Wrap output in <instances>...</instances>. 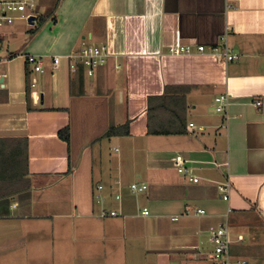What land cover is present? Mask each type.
<instances>
[{"label": "crops", "instance_id": "1", "mask_svg": "<svg viewBox=\"0 0 264 264\" xmlns=\"http://www.w3.org/2000/svg\"><path fill=\"white\" fill-rule=\"evenodd\" d=\"M35 1L38 18L50 14L35 34L23 20L0 32V153L27 167L0 177V264H65L60 254L117 238L145 239L157 264H212L209 230L221 224L233 260L264 264V0ZM83 42L108 48L94 78L65 58L53 70ZM223 44L235 60L210 52ZM126 123L128 136L105 137ZM133 183L148 190L133 195Z\"/></svg>", "mask_w": 264, "mask_h": 264}, {"label": "built area", "instance_id": "2", "mask_svg": "<svg viewBox=\"0 0 264 264\" xmlns=\"http://www.w3.org/2000/svg\"><path fill=\"white\" fill-rule=\"evenodd\" d=\"M31 17H35V19L39 17L37 13V3L35 0H24L22 2L0 0V32L5 28L12 27L19 20H23L29 24ZM222 47V52H220L218 47L211 48L210 52L222 56L225 58L226 62L236 59L235 55H231L227 44H223ZM197 49L199 52H206V48L204 46H198ZM170 52L173 54L190 53L191 46L175 45L170 47ZM1 55L2 50L0 48V64L3 63ZM109 57L110 55L106 45L94 46L83 42L80 51L65 57H52L51 64L53 70H55L61 64L62 59L65 58L69 63V70L72 73H77L80 71V68H82L83 72L88 77H93L99 67H103L107 64ZM26 63L37 74H45L47 72L45 57L43 56L28 55L26 56ZM35 86V84L31 85L33 88ZM215 102L217 112H226L230 105V97L228 94L222 95L217 97ZM255 105L260 106L261 103L257 102ZM190 128H195V125L190 124ZM198 130L203 131L204 127H200ZM177 165L179 167V173L189 174L188 169L183 168V166H181L178 161ZM190 180L195 182L197 181L195 178H190ZM99 189H102V187H99ZM129 190L131 194L139 195L145 193L148 190V186L146 184L133 183L129 186ZM218 190L221 194V198L227 201L231 191V185L229 183L220 184L218 186ZM116 199L119 200L120 196H117ZM196 214L202 215L204 214V211L202 209H198ZM142 215H149V210L144 209ZM118 216V213L115 211L110 212L103 210L100 213V218L103 219L115 218ZM209 239L213 245L212 261L215 264H247V262L244 260H233L231 256L232 239L227 224H221L217 227H212L209 230Z\"/></svg>", "mask_w": 264, "mask_h": 264}, {"label": "rangeland", "instance_id": "3", "mask_svg": "<svg viewBox=\"0 0 264 264\" xmlns=\"http://www.w3.org/2000/svg\"><path fill=\"white\" fill-rule=\"evenodd\" d=\"M42 19L37 18L32 30H35L39 23L48 21L50 14L46 11L43 12ZM17 25H20L18 23ZM15 25L14 27H16ZM21 27H26L25 23H21ZM31 28V27H30ZM30 35L34 33H29ZM20 45V44H19ZM99 43H95L94 46H99ZM8 52L6 45L2 49V53ZM88 77V76H87ZM90 80L94 77H88ZM119 221H123L119 218ZM145 243V239H114L111 242L96 243L93 248H88L84 253H79V256L73 254H60L61 260H57V263L66 261L65 264H157L154 258L143 250L142 245ZM134 249H137L134 250ZM132 250V251H131ZM133 252V253H132ZM135 253V254H134ZM76 256L79 257L77 263ZM214 264V263H212Z\"/></svg>", "mask_w": 264, "mask_h": 264}, {"label": "trees", "instance_id": "4", "mask_svg": "<svg viewBox=\"0 0 264 264\" xmlns=\"http://www.w3.org/2000/svg\"><path fill=\"white\" fill-rule=\"evenodd\" d=\"M41 27V24L38 25V27L35 30H31V33H36L39 28ZM80 71H83L82 68H80ZM29 82V81H28ZM28 89L31 88V84L28 83ZM151 99V98H150ZM149 99V101H150ZM129 135V123L124 124L120 127H114L111 126L109 130L106 132L105 137L111 138V137H122V136H128ZM60 138H62L66 143L69 144L70 138H69V130L68 128L63 129L59 132ZM26 154V152H25ZM26 156V155H25ZM7 163V165H6ZM7 167V168H6ZM25 167H26V157H25ZM27 174V167L22 175L14 171V166L11 168V164L7 160V158L3 157V155L0 153V177H3L4 179H16L20 176H25ZM9 196V194H7Z\"/></svg>", "mask_w": 264, "mask_h": 264}, {"label": "water", "instance_id": "5", "mask_svg": "<svg viewBox=\"0 0 264 264\" xmlns=\"http://www.w3.org/2000/svg\"><path fill=\"white\" fill-rule=\"evenodd\" d=\"M35 22V17H31L30 20H29V24L30 25H33Z\"/></svg>", "mask_w": 264, "mask_h": 264}]
</instances>
